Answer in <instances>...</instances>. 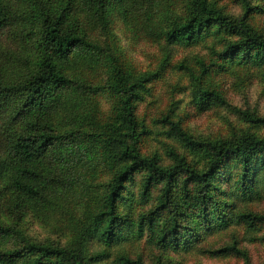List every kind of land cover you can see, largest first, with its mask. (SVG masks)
I'll return each mask as SVG.
<instances>
[{
    "label": "trees",
    "instance_id": "obj_1",
    "mask_svg": "<svg viewBox=\"0 0 264 264\" xmlns=\"http://www.w3.org/2000/svg\"><path fill=\"white\" fill-rule=\"evenodd\" d=\"M51 1L62 2L53 8ZM70 1L0 0V33L14 22L30 25V31L37 29L40 53L33 70L20 81L5 80L0 63V116L6 113L0 130V191L8 194L3 206L12 214L20 216L25 208L38 213L56 204L60 195L83 178L84 172L96 178L104 168L107 174L103 182L93 185L101 189V204L95 211L86 207L81 220H69L72 238L65 245L30 241L17 227L0 220V238L18 236L23 242L18 247L0 249V264H105L113 246L140 239L161 250L196 248L212 257L245 258V251L235 240L217 248L199 243L209 233L230 225L254 231L264 223L263 214L238 210L225 198L235 193L237 198L248 201L261 195L264 137L246 132L232 138L201 140L166 112L156 119L163 127V135L179 142L192 160L166 142L163 149L170 163L163 164L157 152L143 154L141 141L150 130L136 114V105L150 94L151 83L162 75L163 66L135 75L115 56H106L105 90L112 99L108 120L100 123L80 118L65 131L53 128V114L65 102L62 91L74 84L67 69L77 64L93 69L98 59L94 55L97 46L81 34L78 18L70 16ZM85 1L95 18L102 17L104 9L112 4L111 0ZM240 1L244 10L235 20L208 0H190L185 19L174 22L164 32L166 44L191 46L215 34L227 38L220 49L213 44L210 47L220 58L239 57L241 63L263 65L264 36L247 22L256 6L250 0ZM12 2H20L19 12L13 10ZM199 64L198 70L178 65L186 71L193 100L202 108L211 103L225 104L219 91L202 84L213 64L203 60ZM75 85L90 91L89 86ZM248 120L264 125V117L252 116ZM82 121L89 124L82 128ZM141 171L134 192L135 176ZM220 182L224 189L218 188ZM153 192L154 204L134 215L135 208L149 204ZM162 214L165 220H158ZM93 242L101 248L92 250ZM161 259L157 257L154 264H171ZM111 264L144 262L139 256L133 258L118 251Z\"/></svg>",
    "mask_w": 264,
    "mask_h": 264
},
{
    "label": "rangeland",
    "instance_id": "obj_2",
    "mask_svg": "<svg viewBox=\"0 0 264 264\" xmlns=\"http://www.w3.org/2000/svg\"><path fill=\"white\" fill-rule=\"evenodd\" d=\"M208 1L235 20L242 16L244 9L240 0ZM61 2L51 1L50 5L54 8ZM189 2L190 0H111L112 4L109 9H104L103 16L95 18L92 17L94 12L88 2L71 0L70 16L78 18L81 34L97 46L94 55L98 59H92L97 61L93 69L80 64L67 69L68 77L74 84L62 91L65 102L53 114V128L65 131L73 127L71 125L80 118H90L95 122L101 121L100 123L108 120L112 99L105 90L108 84L106 56L112 55L118 58L128 72L135 75L163 66L162 75L151 83L150 94L136 105V114L150 130L141 141L143 154L157 152L163 164L170 163L171 159L163 149V143L166 142L185 152L192 160L190 152L179 142L163 135V127L156 119L166 112H170L175 120L180 121L189 134L201 140L232 138L246 132H254L264 137V125L253 124L248 120L252 116L264 117V64L256 66L241 63L239 57L225 59L226 61L220 58L210 47L213 44L220 49L227 38L215 34L208 35L191 46L166 44L164 32L174 22L185 19ZM250 3L256 7L249 14L247 22L264 36V0H250ZM12 4L13 10L19 12L20 2ZM37 38V29L30 31V25L25 27L19 22L7 25L1 30L0 63L3 65L5 80L20 81L33 70L35 60L40 54ZM199 60L213 64L202 84L219 91L226 101L225 104L211 103L209 107L202 108L193 100L186 71L178 65L185 64L198 70ZM75 84L89 86L90 91L87 88H78ZM94 88L104 89L94 94L91 92ZM5 115L6 113L0 116V130ZM80 123L82 128L89 124L87 121ZM202 164L199 163V166ZM106 174L104 168H100L96 178H89L84 172L83 178L67 193L59 196L57 206L56 203L48 209L41 208L38 213L25 208L20 216L4 209L3 203L8 194L0 191V220L5 225L17 227L30 241L65 245L72 238L69 220H81L86 207H90V211L100 207L98 192L101 189L96 190L93 185L103 182ZM141 175L142 171L135 176L132 187L134 192H137ZM218 188L224 189L225 185L220 182ZM155 196L156 193L153 192L148 205L135 208L134 215L152 206ZM225 198L231 200L238 210L264 215V190L259 197L248 201L237 198L235 193H228ZM165 216L162 214L158 220H165ZM233 240L245 251V258L237 255L212 257L201 254L196 248L161 250L140 239L113 246L108 250L110 257L105 264H111L113 255L118 251L133 258L139 256L144 264H154L159 256L163 262L171 264H264V223L254 231L243 225H230L215 230L204 236L199 245L217 248ZM22 243L18 236L11 235L0 238V249H11ZM91 248L96 250L101 246L93 242Z\"/></svg>",
    "mask_w": 264,
    "mask_h": 264
}]
</instances>
